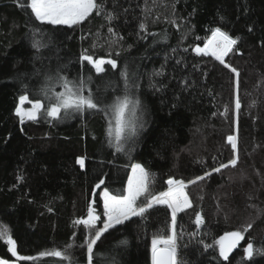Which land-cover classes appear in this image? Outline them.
Instances as JSON below:
<instances>
[{
    "label": "trees",
    "instance_id": "obj_1",
    "mask_svg": "<svg viewBox=\"0 0 264 264\" xmlns=\"http://www.w3.org/2000/svg\"><path fill=\"white\" fill-rule=\"evenodd\" d=\"M106 9L114 15L111 23L93 14L74 28L44 26L52 42L42 60L32 62L34 51L25 34L26 24L34 21L13 0H0V224L11 229L18 254L39 257L42 251L74 243L70 255L77 264H86V249L80 245L87 233L74 221L86 218L89 203L103 218L99 193L105 187L121 192L131 164L140 163L154 174V193L164 191L170 177L187 182L227 163L233 157L227 137L235 135L237 166L186 188L193 207L177 214L178 231L184 233L180 256L187 264H228L217 247L205 250L203 245L251 222L229 259L231 264H264V256L243 259L249 240L256 248L264 246V0H106ZM109 27L122 39L116 41ZM215 27L239 37L225 57L238 77L193 52ZM84 50L95 59H116L118 69L106 65L105 74L97 76L80 61ZM60 65H67L62 72L69 78L81 70L92 75L93 91L113 81L103 93L105 103L124 93L120 69L127 65L135 74L139 88L133 94L142 101L137 118L143 128L126 145L130 152L114 153L108 146L102 112L60 121L39 115L36 121L19 122L15 110L26 93L18 74L27 73L23 83L30 99L48 104L36 93L44 73L54 74ZM52 85L54 92L62 90L54 80ZM78 157L85 158L84 168L76 163ZM101 179L105 183L96 188ZM196 212L205 221L200 230ZM170 223L166 206H156L145 220L133 218L117 226L98 242L94 250L104 255L95 264H111L113 258L116 264H151L152 237L166 233ZM121 240L127 245L117 246ZM0 259L62 264L57 257L16 261L2 241Z\"/></svg>",
    "mask_w": 264,
    "mask_h": 264
},
{
    "label": "snow or ice",
    "instance_id": "obj_2",
    "mask_svg": "<svg viewBox=\"0 0 264 264\" xmlns=\"http://www.w3.org/2000/svg\"><path fill=\"white\" fill-rule=\"evenodd\" d=\"M13 2L26 10L29 21H34V23L26 24L28 32L25 34L34 51L31 58L32 62L42 60L43 51L52 42V37L44 26L74 28L81 25L93 14L104 16L109 23L114 19V15L106 9V0H13ZM140 29L145 31L146 26L142 23ZM249 31L252 29L249 28ZM108 32L116 38V41L122 39L111 27L108 28ZM210 32L211 35L205 39L203 47L196 46L193 51L197 55L213 57L225 68H230L238 77L239 72L225 62V57L234 51V46L237 45L239 37L233 38L220 27L212 28ZM119 54V52L116 53L117 56ZM79 59L81 62L86 61L87 65L94 69L97 76L105 74L106 65H110L112 70L118 69L116 59H95L92 55L87 54V50L81 53ZM66 67L67 65H60L54 74L51 71L44 73V83L36 95L38 97L43 96L44 99L48 100V104H44L39 98L30 99L31 93H28V85L23 83V78L27 73L18 74L17 78L21 80L22 88L26 93L19 96V103L15 110L20 122L24 123L25 120L36 121L39 115H44L52 121H60L73 115L83 116L85 113L102 112L106 119L105 137L108 146L114 149V153L127 154L130 152L131 149L126 148V145L129 142L134 143V138L143 128V123H139L137 118L138 111L142 110V101L133 94V91L139 88V84L133 79L135 74L129 73L127 65L120 69V78L124 82V93L115 96L110 103H105L103 93L107 91L113 81H106L103 87L97 86L96 90L93 91L91 87L93 84L92 75L85 76L81 70L76 78H69L62 72V69ZM53 80L59 84L61 91H53ZM26 102L31 105L30 108L23 107ZM235 107L237 110L240 109L239 99H237ZM227 143L231 145L233 152L232 159L227 163H220L210 172H205L204 175L197 176L187 182L170 177L166 181L167 189L155 193L151 190L154 174L140 163L131 164V173L128 175L127 184L121 192L113 193L105 187L99 193L103 201V218L97 213L93 204L89 203L86 218L74 221L76 225H83L87 233L80 245L86 249V264H95V258L104 255L97 253L94 249L106 233L116 229L117 226H126V223L132 221L133 218L145 220L150 210L156 206H166L171 214V223L166 233L158 232L152 237L151 264H187L180 256V240L184 233L182 229L178 231L177 214L193 207L189 194L186 192L189 185L205 180L213 172L219 173L222 169L237 166L239 160L237 137L229 135ZM76 163L84 168L85 158L78 157ZM21 179L23 177H17L18 181ZM104 183V180L101 179L95 187L99 188ZM98 222L102 223V227H97ZM194 223L197 230H200L205 223L200 212H196ZM252 227L253 224L250 222L242 226V229L226 231L214 239L212 244H204L203 247L205 250L217 247L219 257L231 264L230 253L240 246L241 241L245 239V233ZM0 241L7 245L8 253L11 254V257H15L16 261H35L39 257H57L62 264L63 262L77 264L69 253V249L73 248L74 243L66 245L62 250L42 251L39 253V257L19 255L17 241L13 238L11 229L7 224H0ZM127 243V240H121L117 246H126ZM243 254L245 260H251L256 255L264 256V246L256 248L253 241L249 240L243 248ZM0 264H14V262H10L8 259H0ZM111 264H116L114 258Z\"/></svg>",
    "mask_w": 264,
    "mask_h": 264
},
{
    "label": "rangeland",
    "instance_id": "obj_3",
    "mask_svg": "<svg viewBox=\"0 0 264 264\" xmlns=\"http://www.w3.org/2000/svg\"><path fill=\"white\" fill-rule=\"evenodd\" d=\"M203 47V46H202ZM194 52V51H193ZM194 54L195 55H197L195 52H194ZM197 56H203V55H197ZM207 57H209V58H211V59H213L214 61H216V62H218L219 63V61H217V60H215L213 57H211V56H207ZM18 103H19V101H18ZM23 107H25V108H30L31 107V105L30 104H28L27 102L25 103V105L23 106ZM15 116H16V114H15ZM17 117V116H16ZM18 118V120H19V122H20V119H19V117H17ZM25 121H29V120H25ZM131 173V167H130V171H129V174ZM128 180V179H127ZM127 184V183H126ZM102 200V199H101ZM103 202V201H102ZM102 209H103V207H102ZM217 251H218V248H217ZM218 254H219V251H218Z\"/></svg>",
    "mask_w": 264,
    "mask_h": 264
},
{
    "label": "water",
    "instance_id": "obj_4",
    "mask_svg": "<svg viewBox=\"0 0 264 264\" xmlns=\"http://www.w3.org/2000/svg\"><path fill=\"white\" fill-rule=\"evenodd\" d=\"M228 144V143H227ZM228 145H230V144H228Z\"/></svg>",
    "mask_w": 264,
    "mask_h": 264
}]
</instances>
